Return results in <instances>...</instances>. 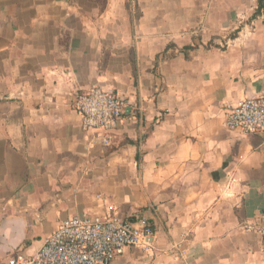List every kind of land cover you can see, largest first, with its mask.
<instances>
[{"label": "crops", "instance_id": "0c3cea01", "mask_svg": "<svg viewBox=\"0 0 264 264\" xmlns=\"http://www.w3.org/2000/svg\"><path fill=\"white\" fill-rule=\"evenodd\" d=\"M259 6L0 0V264L111 205L156 229L112 264H264V135L224 125L264 95ZM93 86L129 103L109 146L72 108Z\"/></svg>", "mask_w": 264, "mask_h": 264}, {"label": "built area", "instance_id": "2783aa9c", "mask_svg": "<svg viewBox=\"0 0 264 264\" xmlns=\"http://www.w3.org/2000/svg\"><path fill=\"white\" fill-rule=\"evenodd\" d=\"M72 94V108L81 115L83 130L111 145L128 101L101 86L76 88ZM224 125L231 131L264 135V95L227 106ZM108 210L105 215H75L62 220L38 253L27 256L19 252L6 264H112L128 248H152L156 229L151 222L139 217L120 218L112 205Z\"/></svg>", "mask_w": 264, "mask_h": 264}, {"label": "trees", "instance_id": "16d2710c", "mask_svg": "<svg viewBox=\"0 0 264 264\" xmlns=\"http://www.w3.org/2000/svg\"><path fill=\"white\" fill-rule=\"evenodd\" d=\"M259 10H258V14H259V12L261 11V9L264 7V5H263V0H259Z\"/></svg>", "mask_w": 264, "mask_h": 264}, {"label": "rangeland", "instance_id": "374dc122", "mask_svg": "<svg viewBox=\"0 0 264 264\" xmlns=\"http://www.w3.org/2000/svg\"><path fill=\"white\" fill-rule=\"evenodd\" d=\"M256 11H258V8H257V10Z\"/></svg>", "mask_w": 264, "mask_h": 264}]
</instances>
